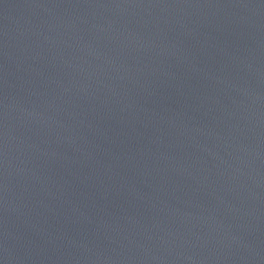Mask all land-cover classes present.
<instances>
[{
  "label": "water",
  "instance_id": "obj_1",
  "mask_svg": "<svg viewBox=\"0 0 264 264\" xmlns=\"http://www.w3.org/2000/svg\"><path fill=\"white\" fill-rule=\"evenodd\" d=\"M0 264H264V0H0Z\"/></svg>",
  "mask_w": 264,
  "mask_h": 264
}]
</instances>
